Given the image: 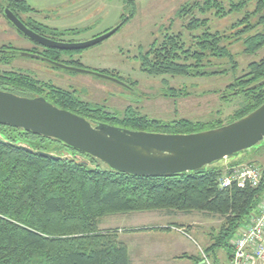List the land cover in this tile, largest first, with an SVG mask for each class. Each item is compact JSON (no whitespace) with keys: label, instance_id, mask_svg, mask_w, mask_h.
I'll return each instance as SVG.
<instances>
[{"label":"trees","instance_id":"obj_1","mask_svg":"<svg viewBox=\"0 0 264 264\" xmlns=\"http://www.w3.org/2000/svg\"><path fill=\"white\" fill-rule=\"evenodd\" d=\"M2 1L1 12L9 9L20 19L22 15L39 13L25 0ZM246 6L243 0L239 4H232L231 9L226 11L219 0H206L202 6L195 3L189 10L193 17L187 29L190 32L207 29L195 36L194 45L190 47L186 46L181 35H167L162 40H156L140 58L141 71L154 77L196 78L226 74L224 71L206 70L213 59H228L232 64L231 70H237L235 56L224 44L226 38L220 33H212L206 26L207 19L195 17L194 11L203 14L214 11L215 16L223 18L230 13L240 12ZM263 10L264 0H259L255 13ZM248 17L251 15L248 14L246 19ZM28 23L36 26V22H25ZM125 23L127 20L122 26ZM241 23H235V28ZM259 26H264V17L257 24L248 25L247 29L237 33V39ZM39 32L43 35L51 33L47 28H39ZM244 45V54L258 53L264 48V33L246 38ZM9 73L11 75L0 72V91L21 97L40 96L27 94L39 86L30 75ZM262 81L264 58L249 64L247 71L228 86L233 91L228 97L243 98L244 105L227 122L219 119V114L217 119L208 122L187 119L167 122L138 116L131 109L123 118H117L113 113L106 114L101 109L94 111L96 117H93L92 109L84 108V104L65 92L54 96L59 103L53 104L61 109L67 105L70 112L92 123H106L147 133L188 135L221 128L255 111L264 104ZM0 129H4L0 131V264H132L128 247L120 240L119 229L101 230L99 225L104 218L112 215L164 210L223 217L224 223L218 234L213 235L212 245L203 254L207 258V254H215L219 249L226 248L230 260L233 237L256 213L264 199V169L255 163L230 165L226 172L224 169L206 168L176 177H135L111 171L103 163L99 164L100 161L57 140L8 126H0ZM6 130H11L12 134L19 133L26 140L19 135H7ZM51 144L56 145L57 149L53 148L54 152L46 151V148L53 147ZM22 145L35 151L53 153L62 159L32 154ZM76 157L87 159L90 165L78 164L72 160ZM245 166L258 168L262 172L259 185L262 187L246 185L240 188L237 182L226 188L221 187L222 179L231 175L233 170ZM215 259L217 263V257Z\"/></svg>","mask_w":264,"mask_h":264},{"label":"rangeland","instance_id":"obj_2","mask_svg":"<svg viewBox=\"0 0 264 264\" xmlns=\"http://www.w3.org/2000/svg\"><path fill=\"white\" fill-rule=\"evenodd\" d=\"M27 4L39 13L22 15L26 22H36V27L47 28L58 39L66 43H82L98 38L107 32L121 28L102 43L83 50L73 52L74 65L79 68L95 72H106L119 76L130 88L122 87L110 80L86 74H69L54 70L45 61L35 58L22 57L21 53L42 51L32 44L31 40L21 36L12 28L0 12V50H15L19 56L13 58L9 54H0V72L11 75L9 72H18L30 75L38 83L37 90H30L27 94L45 96L51 101L59 103L56 97L64 92L75 100L84 104L87 109H101L113 113L117 118H123L131 109L138 116H148L152 119L174 121L187 119L191 121L208 122L213 118L227 122L236 110L244 105L243 98H230L231 90L228 88L236 77L247 71L249 64L264 58V48L254 55L244 54V40L257 33H264V26L248 31L237 39L240 31L246 27L257 24L264 17V10L256 14L259 0H244L246 7L240 12H234L223 18L215 16V12L203 14L194 11L195 17L207 19L206 26L212 33H220L226 38L224 43L235 56L237 70H231L232 64L228 59H213L212 64L206 67L209 72L224 71L226 74L209 77H170L149 76L141 71L140 58L156 41L167 35H181L187 47L194 45L195 36H199L207 28L190 32L187 25L193 17L189 10L193 5L202 6L206 0H25ZM225 10L231 9L232 4H239L243 0H219ZM4 4V1L1 0ZM182 12L183 14H181ZM250 14L251 17L246 19ZM32 19V21L30 20ZM129 19V20H128ZM127 20V23L122 24ZM241 23L236 26L235 23ZM245 23V24H244ZM243 24V25H242ZM46 33L47 36H52ZM2 53V52H0ZM110 76V75H109ZM43 82V84L41 83ZM44 84H48L44 85ZM38 91V92H37ZM173 95V96H171ZM225 97V99H223ZM63 107L69 109L67 105ZM105 112V111H104ZM2 130V131H1ZM4 129H0L3 132ZM12 134L11 130L5 132ZM20 136L19 133L12 136ZM38 142L36 140H33ZM52 145V144H51ZM53 146V145H52ZM56 145L46 148L54 152ZM60 148V147H59ZM57 149V148H56ZM255 163L264 169V144L250 152L231 156L208 169H228L230 165ZM99 164L102 165L100 162ZM224 172V173H225ZM165 211V210H164ZM170 213V211L162 213ZM149 212L118 214L104 218L99 229H131L141 228L144 221L136 218ZM176 215L185 213L176 212ZM195 218L186 217L187 223L170 224L162 227L150 239L167 241L173 239L177 230L191 231L195 223L198 227L191 232V237H185L203 259V264H229L228 250L219 249L215 254H207L206 261L203 253L212 245L213 235H217L224 223L220 216L206 215L195 212ZM141 218V217H140ZM145 218V217H143ZM180 225V226H179ZM195 226V225H194ZM168 227V228H167ZM185 227L187 230L181 228ZM134 230V229H132ZM136 230V229H135ZM132 231L123 232L120 240L132 250L136 249L133 243L143 241L146 236H129ZM138 233V232H137ZM174 233V236L168 234ZM179 233V232H178ZM133 235H136L133 234ZM120 236V232H119ZM137 240V241H136ZM187 242V243H189ZM134 252V253H133ZM191 259L181 261V264L190 263ZM192 264H196L194 261Z\"/></svg>","mask_w":264,"mask_h":264},{"label":"water","instance_id":"obj_3","mask_svg":"<svg viewBox=\"0 0 264 264\" xmlns=\"http://www.w3.org/2000/svg\"><path fill=\"white\" fill-rule=\"evenodd\" d=\"M4 17L32 42L61 51L89 49L110 38L121 28L120 25L88 42L65 43L34 32L9 9L4 10ZM21 56L43 59L30 52L21 53ZM50 63L70 72L98 76L130 88L120 79L100 72ZM0 126L57 140L68 148L100 161L114 172L144 178L176 177L204 170L231 156L250 152L263 145L264 104L246 117L221 128L188 135H168L92 123L58 108L43 97L27 98L0 91ZM21 147L44 158L62 159L53 153L35 151L25 145ZM66 157L71 158L68 154ZM72 160L81 165H90L87 159L81 157Z\"/></svg>","mask_w":264,"mask_h":264},{"label":"crops","instance_id":"obj_4","mask_svg":"<svg viewBox=\"0 0 264 264\" xmlns=\"http://www.w3.org/2000/svg\"><path fill=\"white\" fill-rule=\"evenodd\" d=\"M166 211H154L149 212L147 214L142 215H135L138 216L139 220L141 219L142 222L144 221L145 224L141 228H131L128 229L130 231H136L130 233L129 236H137V239L141 236H146L147 239L143 241H138L133 243V248L136 249L135 253L132 255V250L130 249V245L126 246L128 247L131 263L132 264H181V261L191 259L192 262L194 261L196 264H203V259H201L200 256H198V252L193 249L191 243L187 240H185V235L177 232H175L173 229L172 231L176 234L173 239L162 241V240H155L156 238H153L154 240L150 239L149 236H152L153 234L158 231V229L170 225V224H182L187 223L186 217L189 218H195L196 215H193L195 213L191 214H184V215H176V212L170 211V213H162ZM202 216H205L202 215ZM141 217V218H140ZM145 217V218H143ZM192 218V219H193ZM177 222V223H176ZM195 223H189L186 227L193 226L191 231L187 230L185 227H181L185 230H187V234L190 236L191 232L195 231V228L198 227L196 221ZM195 225V226H194ZM180 226V225H179ZM169 227V226H168ZM167 227V228H168ZM118 228V226H117ZM134 229V230H132ZM136 229V230H135ZM126 229L119 228L120 236H122L124 231H128ZM138 232V233H137ZM136 235H133L135 234ZM174 233H168L171 236H174ZM187 237V236H186ZM191 237V236H190ZM189 242V243H187ZM201 252V250H200ZM229 259V258H228ZM192 264L191 261H189ZM217 263L219 264V258L217 257ZM187 264V263H184Z\"/></svg>","mask_w":264,"mask_h":264},{"label":"built area","instance_id":"obj_5","mask_svg":"<svg viewBox=\"0 0 264 264\" xmlns=\"http://www.w3.org/2000/svg\"><path fill=\"white\" fill-rule=\"evenodd\" d=\"M261 181L262 172L258 168L245 166L242 169L233 170L231 175L222 179L221 187L226 188L233 182H237L240 188L246 185L256 188ZM177 231L190 238L185 231ZM231 245L233 254L229 264H264V199L256 213L239 228ZM205 259L208 261L207 258Z\"/></svg>","mask_w":264,"mask_h":264},{"label":"flooded vegetation","instance_id":"obj_6","mask_svg":"<svg viewBox=\"0 0 264 264\" xmlns=\"http://www.w3.org/2000/svg\"><path fill=\"white\" fill-rule=\"evenodd\" d=\"M1 12V10H0ZM2 13V12H1ZM3 17H4V13H2ZM5 18V17H4ZM20 19V18H19ZM24 24L26 22V20L23 21V19H20ZM8 22V21H7ZM9 23V22H8ZM9 25L14 28L10 23ZM28 28H30L31 30H33L34 32L42 35L43 37H46L48 39H51V40H54V41H58V42H64L60 39H58L53 33L51 34L52 36H47L46 34H41L39 32V28L40 27H36V26H32V25H28L25 24ZM15 29V28H14ZM41 29H43L41 27ZM16 30V29H15ZM17 31V30H16ZM18 32V31H17ZM19 33V32H18ZM20 34V33H19ZM21 36H23L22 34H20ZM24 37V36H23ZM27 39V38H26ZM29 40V39H28ZM32 42V41H31ZM66 43V42H65ZM33 45H35L37 48H41L42 51H37V49L35 48L34 52H30V53H33V54H36V55H39L41 56L43 59H40V60H43L45 61L49 66H51L54 70H57V71H60V72H65V73H69V74H78V73H74V72H70V71H67V70H64L62 68H58L56 66H54L53 64H51L50 62H53V63H59V64H62V65H66V66H69V67H78L77 65H74L72 59H69L71 57H73V52H81V51H61V50H56V49H50V48H47V47H44L42 45H38L37 43H34L32 42ZM0 54H9L11 55L12 57L16 58L17 56H19V53L18 51H14V50H0ZM50 61V62H49ZM101 73V72H100ZM37 97H43L45 98L46 100L50 101L51 103H53V101H51L49 98L45 97V96H37ZM27 98H30V97H27ZM32 98H35V97H32ZM56 106V105H55ZM60 108V107H58ZM61 109V108H60ZM63 110H66V109H63ZM98 110V108H95V109H92V112L91 114L93 115V117H96L95 113H93L94 111ZM69 111V110H67ZM106 114H109L110 112L109 111H106L104 110Z\"/></svg>","mask_w":264,"mask_h":264},{"label":"bare ground","instance_id":"obj_7","mask_svg":"<svg viewBox=\"0 0 264 264\" xmlns=\"http://www.w3.org/2000/svg\"><path fill=\"white\" fill-rule=\"evenodd\" d=\"M259 187H262V186H259Z\"/></svg>","mask_w":264,"mask_h":264}]
</instances>
